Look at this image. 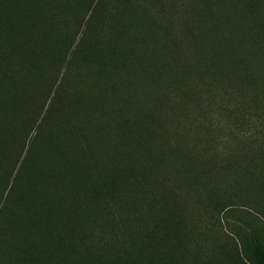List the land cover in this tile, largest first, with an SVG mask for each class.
<instances>
[{"label": "trees", "instance_id": "obj_1", "mask_svg": "<svg viewBox=\"0 0 264 264\" xmlns=\"http://www.w3.org/2000/svg\"><path fill=\"white\" fill-rule=\"evenodd\" d=\"M0 264H264V0H0Z\"/></svg>", "mask_w": 264, "mask_h": 264}, {"label": "rangeland", "instance_id": "obj_2", "mask_svg": "<svg viewBox=\"0 0 264 264\" xmlns=\"http://www.w3.org/2000/svg\"><path fill=\"white\" fill-rule=\"evenodd\" d=\"M250 217H251V222H252L253 221L252 218H254V216L253 217L250 216ZM242 218H243L242 220H238L237 218L231 217L230 215H228L226 219L228 222L235 224L236 226L243 227L241 229L244 230L245 224H244L243 220H245V217H242Z\"/></svg>", "mask_w": 264, "mask_h": 264}]
</instances>
